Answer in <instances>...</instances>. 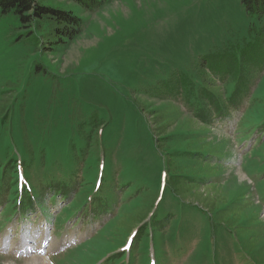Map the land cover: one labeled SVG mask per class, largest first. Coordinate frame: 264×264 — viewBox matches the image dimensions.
<instances>
[{
    "label": "rangeland",
    "instance_id": "rangeland-1",
    "mask_svg": "<svg viewBox=\"0 0 264 264\" xmlns=\"http://www.w3.org/2000/svg\"><path fill=\"white\" fill-rule=\"evenodd\" d=\"M37 2L83 26L51 47L47 23L0 16V264H26L22 237L51 264L103 261L165 174L132 264L155 231L157 264H264V46L247 32L263 17L246 0Z\"/></svg>",
    "mask_w": 264,
    "mask_h": 264
},
{
    "label": "trees",
    "instance_id": "trees-1",
    "mask_svg": "<svg viewBox=\"0 0 264 264\" xmlns=\"http://www.w3.org/2000/svg\"><path fill=\"white\" fill-rule=\"evenodd\" d=\"M87 10H93L102 6L107 0H72ZM247 9L258 17L264 19V0H246ZM13 15L15 16L25 29H28L27 34L33 35L34 26L40 29L41 24L47 23L49 28L46 29L47 39L53 46H64L70 40L74 39L80 32L83 26L82 18L77 16L72 10L55 8L53 6L43 5L37 0H0V16ZM46 31V32H47ZM248 36L254 35L251 42L258 39L264 46V24L261 29L255 31L248 29ZM207 82V80H206ZM154 207V200L146 206L145 211L139 210L133 222L126 227V232H129L135 224L145 220L149 211ZM138 214V213H137ZM120 228V227H119Z\"/></svg>",
    "mask_w": 264,
    "mask_h": 264
},
{
    "label": "bare ground",
    "instance_id": "bare-ground-1",
    "mask_svg": "<svg viewBox=\"0 0 264 264\" xmlns=\"http://www.w3.org/2000/svg\"><path fill=\"white\" fill-rule=\"evenodd\" d=\"M25 242H21L17 245L19 249H23ZM26 264H51V261L47 255H44L42 251L35 254L27 253Z\"/></svg>",
    "mask_w": 264,
    "mask_h": 264
}]
</instances>
